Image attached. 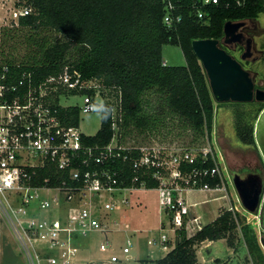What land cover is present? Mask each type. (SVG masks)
I'll list each match as a JSON object with an SVG mask.
<instances>
[{
    "label": "trees",
    "instance_id": "1",
    "mask_svg": "<svg viewBox=\"0 0 264 264\" xmlns=\"http://www.w3.org/2000/svg\"><path fill=\"white\" fill-rule=\"evenodd\" d=\"M23 2L32 7V12L20 17V27L16 31L25 30L26 33L16 38L14 49L4 57V62L9 65V83H17L24 73H32L33 84L39 85L49 76L60 74L69 64L80 71L84 79L96 80L102 94L107 90L118 101L117 116L111 102L99 103L102 107L101 128L95 135L84 134L82 137L85 146L95 148V154L112 143L119 128L122 133L139 130L186 139L183 149L199 151L194 163L183 164V173L215 165L212 154L203 162L202 150L209 145L214 150L216 100L192 42L207 38L221 40L227 21L258 18L264 13V0H244L242 4L237 0H220L218 4L205 6L199 0H182L179 11L183 20L174 27L164 22L163 0H20L19 5ZM200 8L207 21L198 18L196 12ZM167 44L181 47L186 65L174 66L165 62L163 47ZM17 45L25 47L23 54L15 52ZM95 90L81 93L94 95ZM66 94L70 95L69 92ZM60 95L57 93L50 101L60 121L66 126H79L80 107L62 105ZM263 109L264 105L258 108L254 118ZM251 111L255 110L237 112L236 134L244 145L256 142ZM122 153L102 165L91 161L90 167L110 170L118 187L135 185L140 188L142 182L146 183L147 189L159 187L160 181L150 171L135 167L140 151L132 149ZM214 153L218 161V155ZM48 169L40 170L41 177L36 183H42L47 176L63 174L55 168ZM136 177L138 180L134 181ZM55 180L52 184H57ZM203 182L214 188L222 185L218 176L204 177ZM239 229L252 264H264V250L255 228L245 215L227 209L193 236L179 231L174 248L164 257L150 261L153 264H197V246L223 238L237 251L233 237Z\"/></svg>",
    "mask_w": 264,
    "mask_h": 264
},
{
    "label": "built area",
    "instance_id": "2",
    "mask_svg": "<svg viewBox=\"0 0 264 264\" xmlns=\"http://www.w3.org/2000/svg\"><path fill=\"white\" fill-rule=\"evenodd\" d=\"M163 1L166 25L174 27L182 22L179 11L182 0ZM199 2L205 6L218 4L220 0ZM237 3L242 4L244 0ZM31 12V6L22 5L18 15ZM196 13L199 19L207 21L201 8ZM8 72L9 65L4 62L0 46V218L13 230L29 264H74L80 250L79 238L92 232H102L107 237L100 245L102 251L111 247L109 234L124 229L120 214L130 205L128 197L116 199L115 193L134 190L136 186H115L117 181L110 170L93 169L90 163L102 165L111 157L122 156L126 150L140 151L135 167L147 169L160 181L156 188L159 204L169 217L168 225L163 222L161 229L173 233V237L163 233L159 240L151 238L148 243L159 242L167 249L171 241L175 243L179 231L184 230L190 237L203 228L202 216L192 210L197 203H189L183 193L222 189L225 184L222 165L210 145L202 150L203 162L212 154L215 165L188 173H183L182 166L194 163L196 154L191 150L171 152L169 148L157 146L125 147L111 143L95 154V148L83 144L80 127L63 125L50 101L57 93H61L62 98L68 96L66 92L73 95L71 93L76 91L83 96V104L78 105L80 114L94 112L99 106L98 98L102 97L96 80L84 79L81 72L69 64L60 74L49 76L39 85L33 84L32 73H24L17 83L11 84ZM91 89H96L94 95L81 93ZM84 154L86 158H82ZM54 168L63 174L47 176L42 183H36L41 177L40 170ZM217 176L222 180L221 186L214 188L203 182L204 177ZM54 178L57 184H52ZM141 187L146 188V183L142 182ZM106 194L110 199H105ZM41 210L50 214L41 216ZM227 210L234 211V208L230 206ZM132 246V238H126L122 253L128 256ZM122 261V256L113 254L106 264Z\"/></svg>",
    "mask_w": 264,
    "mask_h": 264
},
{
    "label": "rangeland",
    "instance_id": "3",
    "mask_svg": "<svg viewBox=\"0 0 264 264\" xmlns=\"http://www.w3.org/2000/svg\"><path fill=\"white\" fill-rule=\"evenodd\" d=\"M20 0H0V46L4 57L14 49L16 38L25 35V30H19L18 15L20 8L24 2L19 5ZM247 26L243 32L247 37L254 39V53L258 57L256 61L241 59L244 48L239 45L228 46L227 50H231L232 54L244 63V67L248 69L258 86L264 89V13L258 18L247 20ZM17 35L13 39V35ZM23 37V36H22ZM21 37V38H22ZM25 47L16 46V53H24ZM163 57L168 65L183 66L186 65V59L180 46L167 44L163 47ZM109 101L114 105L113 113H118V101L114 94L105 91L101 98H98L99 103ZM237 102L223 103L226 105H218L216 102L215 111V133H214V151L219 157L223 168L225 184L222 189L211 191L205 190H190L184 194L190 196L189 202H197V206L193 207L194 213H199L202 216V224H208L219 216V212L226 210L232 206L234 211L239 212L242 216H246L247 221L255 228L258 237L264 238V198L262 200L259 211L256 214L247 212L238 197L234 187L231 171L238 170L248 166L251 168L264 169V109L259 113L257 118H254L258 113L256 110L264 105V102L253 101L244 103V105H235ZM61 104L64 106L82 105L83 96L81 94L69 95L61 98ZM102 107L98 106L96 111L91 113L81 114L80 131L85 135H95L101 128L102 124ZM242 110L251 111L255 126V144H242L236 134L235 122L237 120V112ZM183 138L165 137L150 133H142L139 130H130L127 133H122L117 128V135L112 141V145H123L125 147L134 146H157L161 148H169L171 152L185 148ZM191 151L196 154L199 150L192 148ZM116 199H122L124 196L129 199V207L124 213L120 214V220L129 224L131 230L114 231L109 234L111 247L107 251H102L100 245L107 241V237L102 232H92L86 236L79 238L80 250L78 251L76 262L74 264H96L107 263L113 254L123 257L121 263L115 264H153L149 259H159L164 256V251L158 243L149 245L148 240L157 238L159 240L161 234L167 233L173 237L170 230L164 231L161 229V222L168 225L169 217L166 210L159 204V193L157 189L136 188L134 190H120L116 193ZM228 195L223 198L224 195ZM219 197L218 200L213 199ZM105 199H110V195L106 194ZM209 200L202 203V200ZM191 200V201H190ZM41 216H47L49 211H40ZM119 215L118 213L114 214ZM123 227V226H122ZM138 230L135 232L133 230ZM131 237L133 246L128 256H125L123 247L126 238ZM175 240V239H174ZM235 248L229 245L226 238L217 241H206L197 246L198 263L197 264H252L249 258V251L244 241L241 230L235 232L233 237ZM170 244H174L171 241ZM262 249L264 247L261 243ZM21 247L16 242L15 234L7 222L1 218L0 223V264H29L21 253ZM219 259V261H218Z\"/></svg>",
    "mask_w": 264,
    "mask_h": 264
},
{
    "label": "water",
    "instance_id": "4",
    "mask_svg": "<svg viewBox=\"0 0 264 264\" xmlns=\"http://www.w3.org/2000/svg\"><path fill=\"white\" fill-rule=\"evenodd\" d=\"M250 20V19H249ZM247 20H229L224 25V37L220 39H196L192 47L203 64L210 87L217 103L253 101L264 102V89L258 86L252 73L246 69L225 45L244 48L241 59L256 61L254 39L247 37L243 29ZM232 181L243 208L256 214L264 198V169L232 171ZM264 247V238L261 239Z\"/></svg>",
    "mask_w": 264,
    "mask_h": 264
},
{
    "label": "crops",
    "instance_id": "5",
    "mask_svg": "<svg viewBox=\"0 0 264 264\" xmlns=\"http://www.w3.org/2000/svg\"><path fill=\"white\" fill-rule=\"evenodd\" d=\"M214 133H215V131H214ZM215 136V135H214ZM215 138V137H214ZM215 140V139H214ZM183 196L187 199V201H188V199H190L191 198V195L190 196H188V195H186V194H184L183 193ZM213 199H216V200H218L219 199V197H214ZM213 199H205V200H202L201 202L202 203H205V202H207V201H209V200H213ZM191 201V200H190ZM189 202V201H188ZM189 203H192V202H189ZM193 203H197V202H193ZM195 214H197V215H201V214H199V213H195ZM124 223V229L125 230H131V229H128L129 228V224L128 223H126V226H127V229L125 228V222H123ZM163 223V221L161 222V224ZM137 230V229H136ZM133 231H135V230H133ZM209 242V241H208ZM156 243H158V242H156ZM171 243V242H170ZM168 244L169 245V247L167 248V249H164L161 245V249L164 251V256L169 252V251H171L173 248H174V244ZM149 244V243H148ZM149 245H154V244H149ZM163 256V257H164ZM144 259H149V260H155V259H152V258H143V259H141V261L142 260H144ZM104 262V261H103ZM108 262V261H107Z\"/></svg>",
    "mask_w": 264,
    "mask_h": 264
},
{
    "label": "flooded vegetation",
    "instance_id": "6",
    "mask_svg": "<svg viewBox=\"0 0 264 264\" xmlns=\"http://www.w3.org/2000/svg\"><path fill=\"white\" fill-rule=\"evenodd\" d=\"M254 169H256V168H251V167L245 166V167H242V168H240V169H238V170H232V171H233V172H234V171H239V172H240V171H243V172H245V170H254ZM232 171H231V172H232ZM231 172H230V173H231Z\"/></svg>",
    "mask_w": 264,
    "mask_h": 264
}]
</instances>
